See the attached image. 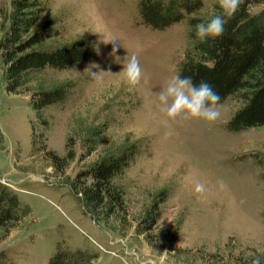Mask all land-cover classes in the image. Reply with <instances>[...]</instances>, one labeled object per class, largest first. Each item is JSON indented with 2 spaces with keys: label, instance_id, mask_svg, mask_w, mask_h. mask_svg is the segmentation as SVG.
Segmentation results:
<instances>
[{
  "label": "rangeland",
  "instance_id": "obj_1",
  "mask_svg": "<svg viewBox=\"0 0 264 264\" xmlns=\"http://www.w3.org/2000/svg\"><path fill=\"white\" fill-rule=\"evenodd\" d=\"M44 1L41 17L54 18L58 31L49 43L81 39L88 57L65 70H48L52 79L74 84L61 104L42 110L46 125L35 117L27 93L4 91L0 63V183L29 210L0 239L7 264H46L57 243L85 254L84 264H212V257L202 260L193 252L263 250L264 176L255 158L264 157V125L227 131L225 123L238 106L231 96L220 102L221 117L214 123L163 122L157 98L183 57L188 15L156 30L139 22L137 0ZM210 2L204 0L198 13ZM0 3L1 33L9 2ZM262 7L264 2L251 11ZM109 37L120 46L115 56L113 44L102 41ZM133 54L143 73L136 88L123 73ZM74 120L104 122L106 129L92 153L83 156L76 146L75 158L60 171L32 151L31 132L41 133L43 148L62 155ZM131 141L138 152L113 178L123 191L127 221L111 215L109 230L86 210L70 180L102 149ZM197 183L205 187L202 194L195 192ZM160 191L165 198L156 202L154 226L138 233L137 219Z\"/></svg>",
  "mask_w": 264,
  "mask_h": 264
},
{
  "label": "trees",
  "instance_id": "obj_2",
  "mask_svg": "<svg viewBox=\"0 0 264 264\" xmlns=\"http://www.w3.org/2000/svg\"><path fill=\"white\" fill-rule=\"evenodd\" d=\"M203 1L137 0L136 12L141 24L156 30L164 29L188 15L185 32L187 42L176 75L190 76L194 84L207 81L219 94L220 102L228 96L235 98L238 106L225 123L227 131L238 132L264 125V7L251 11L252 6L264 0H243L240 10L225 25L223 36L201 43L195 35V25L221 11L217 0H210L209 8L198 13ZM8 2L6 26L0 33L4 91L27 93L28 104L35 117L40 124L46 125L42 110L50 105L61 104L74 84L70 79H52L48 70L68 69L86 59L88 50L81 39H72L67 44L49 43L50 39L58 35V31L53 26L54 18L41 17L46 8L44 0ZM2 14L4 9L0 3V16ZM105 129L104 122H72L62 155L43 148L41 133L35 135L32 129L31 148L32 151L41 152L48 165L62 171L75 158L76 146L83 156L89 155L96 149ZM138 148L135 141L106 147L70 180V189L79 194L86 210L109 230L113 228L109 221L111 215L123 223L127 221L123 191L113 178L128 166ZM255 160L264 176V157H256ZM164 198L165 193L162 191L156 193L151 204L143 210L135 225L138 233L154 226L156 202H161ZM28 211V207L19 202L15 193L0 183V239L7 236ZM262 213L264 217V208ZM114 232L123 234L118 229H114ZM237 247L240 248L239 245ZM225 252L222 254L196 249L193 257L198 256L202 260L203 256L212 257V264H251L255 257H264V249L255 251L244 247L235 254L229 249ZM85 257L81 251L66 250L57 243L46 264H84ZM7 262L8 259L0 255V264Z\"/></svg>",
  "mask_w": 264,
  "mask_h": 264
},
{
  "label": "clouds",
  "instance_id": "obj_3",
  "mask_svg": "<svg viewBox=\"0 0 264 264\" xmlns=\"http://www.w3.org/2000/svg\"><path fill=\"white\" fill-rule=\"evenodd\" d=\"M243 0H217L220 13L204 22L195 25V35L201 43L209 39L221 38L225 32V25L234 18L240 10ZM104 43L113 44L112 55L115 56L119 43L115 37L102 40ZM125 80L130 88H136L142 80V69L139 65L138 55L133 54L123 65ZM95 75V73H93ZM158 106L165 115V125L169 121L182 120H203L207 123H214L221 117L220 96L214 91L211 84L202 81L194 84L192 77L175 75L167 81L164 88L158 94ZM205 187L201 183L195 185V192L202 194ZM264 257L257 256L251 264H262Z\"/></svg>",
  "mask_w": 264,
  "mask_h": 264
}]
</instances>
